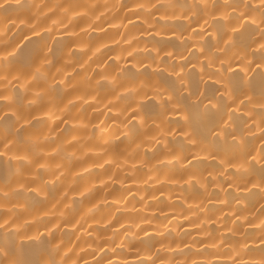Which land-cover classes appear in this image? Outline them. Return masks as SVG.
<instances>
[{"label":"clouds","instance_id":"1","mask_svg":"<svg viewBox=\"0 0 264 264\" xmlns=\"http://www.w3.org/2000/svg\"><path fill=\"white\" fill-rule=\"evenodd\" d=\"M0 264H264V0H0Z\"/></svg>","mask_w":264,"mask_h":264}]
</instances>
